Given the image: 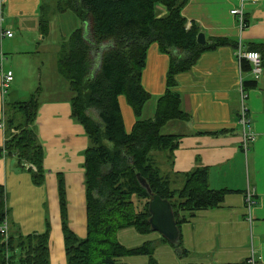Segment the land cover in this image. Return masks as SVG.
Wrapping results in <instances>:
<instances>
[{
    "label": "trees",
    "instance_id": "obj_1",
    "mask_svg": "<svg viewBox=\"0 0 264 264\" xmlns=\"http://www.w3.org/2000/svg\"><path fill=\"white\" fill-rule=\"evenodd\" d=\"M188 1L61 0L60 10L74 11L84 24L61 46L57 63L59 72L70 83L72 117L84 127L89 140L84 152L88 219L84 238L68 226L65 203L61 202L66 264H127L121 259L133 255H146L147 264H159L154 258L155 242L126 248L117 239L119 230L130 227L141 234L153 232L149 202L154 195L172 203L180 230L176 243L165 238L162 241L170 243L178 256L184 257L188 251L183 246L182 224L198 211L217 208L224 201L227 190L210 187L208 167L187 172L183 186L175 189L169 176L160 172L153 155L178 147L182 135L164 133L162 129L171 120L188 118L181 107V95L174 89L176 75L189 70L208 50L228 44L234 45V49L239 46L228 38L210 39L200 45L199 26L188 25L182 14ZM158 5L166 8L164 15L159 14ZM47 6L44 0L40 16V31L44 35L48 31ZM153 44L170 55V65L166 91L158 98L155 115L143 119L142 110L151 94L142 84V72ZM246 49L262 54L264 70V43ZM241 68L251 72L252 64L242 59ZM257 85L256 79L243 81L248 90ZM122 95L136 118L129 132L120 105ZM39 107L37 91L29 99L6 98V136L0 145V156H17L23 167L31 166L28 168L36 183L44 179V148L36 123ZM9 215L6 189L0 184V224L9 222ZM0 264H50L49 230L22 235L9 228L5 238L0 233Z\"/></svg>",
    "mask_w": 264,
    "mask_h": 264
},
{
    "label": "crops",
    "instance_id": "obj_2",
    "mask_svg": "<svg viewBox=\"0 0 264 264\" xmlns=\"http://www.w3.org/2000/svg\"><path fill=\"white\" fill-rule=\"evenodd\" d=\"M5 7L3 27L13 31L17 25L15 19L7 21L5 12L8 10L10 16H17L19 9L27 6L24 0H7ZM161 7L166 13V8ZM241 7L245 12V27H241L238 18L231 13L233 8ZM182 14L188 25L195 23L199 26L208 41L228 38L234 43H242L244 48L264 43V0L255 3L249 0H189ZM23 43L24 38L17 37L15 33L11 38L0 37V50L4 55L2 72L12 71L14 75L4 90L0 71V122L3 121L5 99H23L20 98L23 90L31 88L19 82L21 75L18 70H22L20 54L28 56V51L22 50ZM169 65L170 55L162 53L157 44L152 45L146 56L142 84L155 100L153 111H149L148 115L145 114L147 103L144 105L143 119L155 115L158 98L166 91ZM29 70L32 74H26L24 78L30 85L37 83L38 86L35 91L39 95L40 107L36 123L44 148V179L37 184L34 178L30 180L32 171L28 166L23 167L17 156L6 153L0 156V184L6 189L7 202L8 197L12 196L9 191L18 188H26L41 199V203L45 195V202L48 203H42L45 206H50L51 198L53 217L55 220L57 207L61 229V202L65 203L68 223L74 220L78 224L77 216L85 207L83 227L87 230L84 152L89 140L84 127L72 117L70 83L57 68V75L65 85L47 86L44 90L41 84L45 76L41 69L35 67L32 70L30 67ZM241 79L244 81L254 77L251 72L242 71L234 45L229 44L202 53L189 70L176 75L174 89L181 95V107L188 118L171 120L165 125L164 133L182 136L173 151L153 153L157 166L161 173L169 176L172 188H181L187 172L205 166L209 169L210 187L227 190L219 207L200 210L182 224L183 246L188 251L187 255L179 257L170 243L162 241L160 233L141 234L133 227L117 233L118 241L124 247L156 242L154 258L159 264H264V70L258 85L246 89L245 104L252 134L247 150L243 148V128L239 123ZM134 117L129 127L125 124L128 132L136 119ZM5 136L4 129L0 128V145L4 144ZM249 190L255 192L258 200V204L252 208L251 218L246 209ZM16 199L19 200V196ZM14 205L11 201L9 226L11 222L14 231L24 233L26 231L17 220ZM34 232L38 233L39 230L34 229ZM252 257L254 262L251 261ZM66 258L57 257L54 263L50 258V264H66ZM121 261L147 264L149 257L125 256Z\"/></svg>",
    "mask_w": 264,
    "mask_h": 264
},
{
    "label": "rangeland",
    "instance_id": "obj_3",
    "mask_svg": "<svg viewBox=\"0 0 264 264\" xmlns=\"http://www.w3.org/2000/svg\"><path fill=\"white\" fill-rule=\"evenodd\" d=\"M26 8L19 9V14L17 16H10L9 11L5 12L6 20L15 19L16 27H13V33L17 37H23L24 43L22 50L28 51V56L20 54V64L22 70H18L19 82H23L27 86H31L30 89L23 90L21 93L23 99H29L30 95L37 89V83L30 85L28 80L24 78L30 76L32 73L29 70L30 67L32 70L37 67L41 69L45 78L42 79V88L47 89V86L60 87L64 86L65 82L60 81L59 75H57L58 68V55L57 52L61 49V46L69 40L70 35L81 26H84L83 22L72 10L67 9L66 11L60 10V6L63 4L61 0H47L48 6L45 10L46 17L48 19V31L46 35L42 34L39 27V20L41 16V7L44 0H24ZM159 14L164 15L165 9L158 5L157 7ZM10 17V18H9ZM9 18V19H8ZM6 21V22H7ZM18 27V30H17ZM20 27V29H19ZM21 30V31H19ZM154 45V44H153ZM43 60L45 64L43 63ZM26 69V70H24ZM147 74V73H146ZM67 80V79H66ZM69 80H67L68 82ZM69 83V82H68ZM22 84V83H21ZM155 97L151 95L150 101L147 102L145 107V114L148 115V112L153 111ZM120 104L122 115L124 118L125 124L128 125L130 121L135 116L132 106L129 104L125 96H120ZM153 104V105H152ZM135 119V117H134ZM165 129H162V132ZM29 179L33 180V173L29 174ZM34 182V181H33ZM37 184V183H36ZM47 190L48 186H47ZM12 193L11 198L8 197V206H11L10 203L13 201L15 215L18 216L21 220L18 222L23 226L26 232H22V235L28 234H42L45 233L48 228L50 229V239H49V248H51L50 258L54 263L57 257H67L64 245V237L61 229L60 215L57 207H55L56 218L54 220L53 212L54 208L51 205L45 206L42 203L45 202V195L43 202L41 199H37L32 193L28 192L26 188H18L17 190L9 191V194ZM17 200L16 198H18ZM72 200V199H71ZM86 203V202H85ZM48 205V203H47ZM77 209V206H76ZM46 215V217H45ZM57 220V223L55 222ZM78 224L74 220H71L68 224L80 238H84L87 234L86 227H83V224L86 220V208L83 207L81 212L77 216ZM23 222V223H22ZM49 224V226H48ZM33 229V230H32ZM34 229L39 230L38 233L34 232ZM10 230H14V225L10 222ZM118 239V238H117ZM156 243V242H155ZM67 262V258H66ZM65 262V263H66Z\"/></svg>",
    "mask_w": 264,
    "mask_h": 264
},
{
    "label": "built area",
    "instance_id": "obj_4",
    "mask_svg": "<svg viewBox=\"0 0 264 264\" xmlns=\"http://www.w3.org/2000/svg\"><path fill=\"white\" fill-rule=\"evenodd\" d=\"M7 0H0V37H13V31L8 28L3 27L4 23V10ZM251 2H257L258 0H249ZM231 13L238 18V22L240 23L241 27H245L246 17L244 9L241 8H233ZM235 54L240 61L242 59H247L252 64L251 74L253 75L254 79L258 80L260 75L263 73V66H262V54L257 50H247L243 47L242 43H239L237 49H235ZM3 53L0 50V71L2 77V84L4 90L8 88L9 83L13 80L14 75L12 71L2 72V60H3ZM241 95H242V106L239 113V123L243 128V148L244 150L248 149V144L252 140V134L250 132V119H249V112L248 107L245 104V99L247 97L246 89L243 86V80L241 79ZM0 128L5 129L4 121L0 122ZM28 167H31L28 165ZM33 169H36L32 166ZM258 204L257 198H255V192L253 190H249L246 195V209L248 210V215L252 216V208ZM9 222L5 221L4 223L0 224V233L3 234L4 238L8 236L9 233ZM254 257L251 258V261L254 262Z\"/></svg>",
    "mask_w": 264,
    "mask_h": 264
},
{
    "label": "water",
    "instance_id": "obj_5",
    "mask_svg": "<svg viewBox=\"0 0 264 264\" xmlns=\"http://www.w3.org/2000/svg\"><path fill=\"white\" fill-rule=\"evenodd\" d=\"M197 42L200 45L208 43L204 33H199ZM139 179L142 184L151 191L147 182L141 175H139ZM149 212L152 230L160 233L162 237L167 239L170 243H176L179 238L180 230L176 223L172 203L168 199H163L159 195H154L149 202Z\"/></svg>",
    "mask_w": 264,
    "mask_h": 264
}]
</instances>
